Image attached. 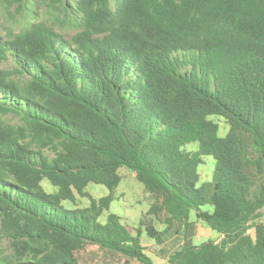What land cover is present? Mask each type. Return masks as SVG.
I'll use <instances>...</instances> for the list:
<instances>
[{"label":"trees","instance_id":"obj_1","mask_svg":"<svg viewBox=\"0 0 264 264\" xmlns=\"http://www.w3.org/2000/svg\"><path fill=\"white\" fill-rule=\"evenodd\" d=\"M143 234L181 241L168 264H264V0H0V264H155Z\"/></svg>","mask_w":264,"mask_h":264},{"label":"rangeland","instance_id":"obj_2","mask_svg":"<svg viewBox=\"0 0 264 264\" xmlns=\"http://www.w3.org/2000/svg\"><path fill=\"white\" fill-rule=\"evenodd\" d=\"M17 18L20 19L19 16ZM220 125L222 127L223 134L225 132V130L223 129V123L220 122ZM187 149L195 151L198 149V145L196 143L189 144L187 146ZM204 161L207 163V165H202L199 169L202 173L203 178L206 179L209 177L208 180H210L212 177L215 161L212 157H205ZM121 173L123 175V181L114 194L116 200L112 202L109 213L118 215L125 222H127V224L136 227L140 218L144 217V215L148 211L151 200L148 197V194L144 192L141 184L130 177L125 170H122ZM89 190L90 193L97 199L108 194V190L102 186L91 185L89 187ZM157 228L159 230H163L164 226H161V224L157 223ZM195 233L196 234L193 239V244L197 246L206 242L207 240H216L218 238V234L216 232H212L211 230L207 229L200 222L196 224ZM175 242L176 239H174L173 241L166 240L165 244L160 247L153 240H150L145 234H143L142 236V244L144 245V247H146L149 256H151V258L155 260V264H168L165 256H169L171 252L176 250V248H179L181 245V241L179 243ZM174 243L175 245H177V247L169 246V244L173 245ZM0 249L2 252H4L5 255L11 253V247L9 246L7 240L0 239ZM94 250L95 248L90 247L86 251V253L84 251L82 254L83 256H85V258H87L90 252H94Z\"/></svg>","mask_w":264,"mask_h":264}]
</instances>
